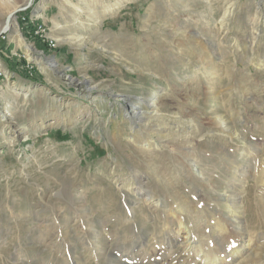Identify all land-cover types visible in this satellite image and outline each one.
Listing matches in <instances>:
<instances>
[{
	"label": "rangeland",
	"instance_id": "1",
	"mask_svg": "<svg viewBox=\"0 0 264 264\" xmlns=\"http://www.w3.org/2000/svg\"><path fill=\"white\" fill-rule=\"evenodd\" d=\"M9 1L0 0V264H202L204 252L219 264H264V0ZM28 18L32 38L22 34ZM155 89L161 146L156 132L133 135L125 114L126 96L130 108ZM215 110L240 140L214 125ZM148 135L145 155L136 144ZM196 159L203 175L189 173ZM136 175L163 213L144 202L127 220ZM225 191L241 215L218 235ZM170 199L205 219V230L187 220L200 225L189 247L158 248L174 223ZM130 239L146 247L128 262Z\"/></svg>",
	"mask_w": 264,
	"mask_h": 264
},
{
	"label": "bare ground",
	"instance_id": "2",
	"mask_svg": "<svg viewBox=\"0 0 264 264\" xmlns=\"http://www.w3.org/2000/svg\"><path fill=\"white\" fill-rule=\"evenodd\" d=\"M8 2H10L9 0H6ZM29 3L32 0H27ZM29 5V4H27ZM27 6L22 7L21 9H25ZM41 12V11H40ZM14 12H12L11 14H9L8 16L12 17L14 14ZM13 18V17H12ZM30 21H34L33 19L29 18ZM29 24V23H28ZM7 29H10L9 27V23L5 24V27H7ZM38 29L40 30V27H38ZM37 29L35 28V34L37 36H39V38L42 40L40 34H37ZM3 31H1L2 33ZM73 38V37H72ZM79 39V38H78ZM68 40H70L68 38ZM56 41V40H55ZM80 41V40H78ZM53 42V41H52ZM197 43V42H196ZM49 45V47H54V43H46V45ZM45 45V44H44ZM52 49V48H51ZM55 66H57V63L54 64ZM67 76V75H66ZM73 79V78H72ZM86 81H88V79H86ZM89 90L91 89V87L88 88ZM161 90L155 89L154 93H149V94H144L142 95V97L138 98L137 103H134L133 106L129 107V103L131 100H129V96L125 97V101H126V106L125 108L127 109L126 111V119H128L129 121V128L132 131V134H140L142 133H152V132H156L157 135V139L156 141H158L155 145L157 146L159 143V145H163L165 142H163V140L165 139V131L167 132V130L164 127L163 123H164V115L161 113L162 109L161 106L159 105V98L158 96L162 94ZM210 93V92H209ZM216 93V92H215ZM214 92H212V95H214L213 97L216 98L217 95ZM208 97V95H207ZM123 100V99H122ZM215 100V99H214ZM132 105V104H131ZM217 108V107H216ZM130 109V110H129ZM8 112H6V115L4 114V118H7L8 116ZM213 117V121L215 122V126L219 128L220 131H222L224 134L227 132L228 136L230 137L231 140H240V134L234 130L233 127L230 126L231 124V120H227V118H225V116H223L221 114V112H218V110H215L214 114H211ZM180 118V117H179ZM138 123V124H137ZM161 128H159V127ZM153 127H155L157 130H153L151 131V129H153ZM148 130V131H147ZM226 131V132H225ZM186 132V131H185ZM139 136V135H138ZM145 136V135H144ZM224 136V135H223ZM133 137L134 142L139 143L140 139L131 136V138ZM149 135L144 139L145 143L144 144H136L137 146H140V149L142 150V152L145 153V155H149V151L152 148V144L154 143L153 140H151L150 138H148ZM194 139V138H193ZM179 140V139H178ZM181 140V139H180ZM182 141V140H181ZM179 141V142H181ZM144 142V141H143ZM183 142V141H182ZM191 141H184L183 143L188 144ZM193 142V141H192ZM134 144V143H133ZM190 145H192V143H190ZM195 146V145H192ZM143 148H145L146 150H143ZM189 148V147H188ZM195 149V147H194ZM193 149V150H194ZM183 150V149H182ZM188 150V149H187ZM259 151V150H257ZM264 151V150H263ZM234 153V152H233ZM259 153V152H258ZM261 153V152H260ZM180 154V153H179ZM240 154L244 155V151ZM189 155V154H188ZM194 155V154H193ZM228 155V154H227ZM151 156V155H150ZM196 156V155H195ZM185 158V157H184ZM251 158V165L254 164V159ZM232 159V158H231ZM190 161V160H188ZM193 162V161H192ZM234 163V165H236V163L234 161H232ZM231 162V164H232ZM234 167V166H233ZM187 168V167H186ZM192 169L189 170L190 172H196L198 173V175H203V172L201 170V168L199 167V161L196 159V161L194 162V164L191 167ZM203 169V168H202ZM251 169L254 171L255 170V166H251ZM181 170V169H180ZM234 172H237V165L234 167ZM182 172V171H181ZM263 172V171H262ZM184 173V172H183ZM182 173V174H183ZM244 173V172H243ZM245 174V173H244ZM250 174V173H249ZM263 174V173H262ZM143 175V174H142ZM142 175H136L134 178V180H136V186L134 187H130L131 191L136 192L135 195H137L138 200L141 204V206H137L136 205L139 202H136L134 204H132V206H130V208L128 207V219L133 218L138 211H142L143 208L145 206L146 203H148L149 205V209L153 212V213H158V212H162L165 211L166 205L164 204V200L152 189L146 188L143 185V176ZM167 175V174H164ZM189 175V174H188ZM186 175V176H188ZM237 175V174H236ZM248 175V174H247ZM232 176V175H231ZM234 176V175H233ZM250 176V175H249ZM203 177V176H202ZM261 176H259L260 181L263 183V185L260 187L262 189V187H264V181H262V179L260 178ZM182 178V177H181ZM243 178V176H242ZM245 178L242 179V181L245 182ZM238 176L233 178V181L230 183V185L235 184V182L238 180ZM171 182V181H170ZM202 182V181H201ZM172 183V182H171ZM170 183V184H171ZM202 184V183H201ZM211 187V185H210ZM232 189V188H231ZM234 189V188H233ZM259 189V188H258ZM264 191V190H263ZM226 192L225 191L223 194L220 195V197L223 199L222 202L225 206V210L227 213V216L225 218H223L222 220H217L215 223L216 229L218 231V235H222V233L226 232L227 229V224L228 223H236L238 224L239 222V217L241 215L240 213V209H241V204L240 202L235 198V193L236 192H228V196L226 197ZM263 193V192H262ZM210 199L212 201H215V198H211ZM220 199V198H219ZM172 201V206L168 208V212L165 215L167 218L169 219H174V223H173V227L172 225L168 224V223H164L162 226V230L160 231L161 234H163L164 236L168 237V240H166V244L163 246L161 245L158 248H168L170 250H172V248L174 246L177 245L176 248H186L187 246H191L194 243V239H192L194 236L192 234V232H195V230L200 226H198V223L195 225L194 223H191L192 225H190L187 220L192 219L195 220V222H199L200 224L202 223L201 228L203 230H205L206 226L205 224L203 225V221L205 220L204 217H202L201 215V210L197 207H194L192 205H188L187 202H177L174 199H170ZM205 200V199H204ZM190 201V200H189ZM206 201V200H205ZM146 202V203H144ZM207 202V201H206ZM213 205V204H212ZM170 206V205H169ZM89 209V208H88ZM206 213V212H205ZM207 214V213H206ZM213 214V213H212ZM209 215V214H208ZM143 216V215H142ZM205 216V215H204ZM211 216V215H210ZM126 217V215H125ZM120 219V218H118ZM216 220V219H215ZM108 221V220H107ZM106 225V224H105ZM234 228V227H233ZM208 229V227H207ZM235 229H237L235 227ZM103 230V229H102ZM209 230V229H208ZM85 231V230H84ZM236 231V230H235ZM234 231V232H235ZM90 232V231H89ZM92 233V232H90ZM181 233H184V235L182 237ZM237 233V232H236ZM86 234V233H85ZM90 235V234H89ZM95 235V234H94ZM100 235V234H99ZM195 235V234H194ZM88 237V236H87ZM97 237V236H95ZM218 237V236H217ZM223 237V236H222ZM102 238V237H101ZM136 241L137 237H133ZM239 238V236H238ZM224 239V238H221ZM237 239V238H236ZM219 240V238H218ZM95 241V240H94ZM135 241H131V239L129 240V242L131 243V245L129 246V248H131L128 252V254H126V257L128 258V262H131L130 260H132V258L134 257V253L137 251V249H140L142 247H146L145 243H140L137 244L135 243ZM89 242V241H88ZM129 242H127L129 244ZM139 242V241H136ZM126 243V242H125ZM92 244V242H91ZM84 245V244H83ZM126 245V244H125ZM142 245V246H141ZM95 249H96V245L94 244ZM100 246V245H99ZM212 246V245H211ZM87 247V246H86ZM92 247V246H91ZM90 247V248H91ZM198 248H202V246H197ZM233 247V246H232ZM238 248H243L241 250L236 251L237 257H241L244 251H247L248 248L252 247L251 244V240L250 238L245 239H241L237 246ZM93 248V247H92ZM98 248V247H97ZM197 248V249H198ZM215 248V247H212ZM144 249V248H143ZM142 249V250H143ZM193 249V248H192ZM230 249V248H229ZM92 250V249H91ZM97 250V249H96ZM101 250V248H100ZM202 250V249H201ZM90 251V250H89ZM166 251V250H165ZM88 252V251H87ZM94 252V251H93ZM96 253V252H95ZM101 253V252H98ZM124 253V252H123ZM127 253V252H126ZM172 253V252H171ZM182 253V252H181ZM197 253V252H195ZM90 254V253H89ZM94 254V253H93ZM98 255V254H97ZM107 255V254H106ZM120 255V254H119ZM173 255V254H172ZM197 255V254H196ZM226 255V254H225ZM100 256V254H99ZM125 256V254H124ZM123 256V257H124ZM217 256V255H216ZM103 256L101 255L100 258H102ZM116 259V258H115ZM234 259V258H233ZM101 260V259H100ZM133 260H137V258L133 259ZM199 261H201L202 264H219L220 262L219 259L217 257L215 258H209V256H207L204 252V254L201 256V259L198 258ZM221 261V260H220ZM223 261V260H222ZM221 261V262H222ZM228 262V261H227ZM232 262V261H231ZM134 263H140V261H135ZM223 263V262H222Z\"/></svg>",
	"mask_w": 264,
	"mask_h": 264
},
{
	"label": "trees",
	"instance_id": "3",
	"mask_svg": "<svg viewBox=\"0 0 264 264\" xmlns=\"http://www.w3.org/2000/svg\"><path fill=\"white\" fill-rule=\"evenodd\" d=\"M25 21L27 22V23H21V29H22V34L25 36V37H27V34H28V36L30 35V37H28V38H32L31 37V35H33L32 33H33V28L35 27V22H33V21H30L29 20V18L28 19H25ZM29 23V24H28ZM23 25H25V31H24V27H23ZM26 32H28L27 34H26ZM34 36V35H33ZM35 37V36H34ZM34 40V39H33ZM36 41L38 40V41H41L42 42V40L37 36L36 37V39H35ZM45 44V43H44ZM43 44V45H44ZM46 45V44H45ZM44 45V46H45ZM25 61V60H24Z\"/></svg>",
	"mask_w": 264,
	"mask_h": 264
},
{
	"label": "crops",
	"instance_id": "4",
	"mask_svg": "<svg viewBox=\"0 0 264 264\" xmlns=\"http://www.w3.org/2000/svg\"><path fill=\"white\" fill-rule=\"evenodd\" d=\"M42 17H39V18H35L36 19V22H38V23H42L43 25H45V23H44V19H43V21H42V19H41ZM47 20V19H46ZM51 22V25H52V20H50ZM56 27V26H55ZM16 73V72H15Z\"/></svg>",
	"mask_w": 264,
	"mask_h": 264
},
{
	"label": "water",
	"instance_id": "5",
	"mask_svg": "<svg viewBox=\"0 0 264 264\" xmlns=\"http://www.w3.org/2000/svg\"><path fill=\"white\" fill-rule=\"evenodd\" d=\"M10 16H11V15H10ZM10 16L7 17V19H6V23L10 20V18H11Z\"/></svg>",
	"mask_w": 264,
	"mask_h": 264
},
{
	"label": "built area",
	"instance_id": "6",
	"mask_svg": "<svg viewBox=\"0 0 264 264\" xmlns=\"http://www.w3.org/2000/svg\"><path fill=\"white\" fill-rule=\"evenodd\" d=\"M0 38H1V34H0ZM1 39H3V38H1Z\"/></svg>",
	"mask_w": 264,
	"mask_h": 264
}]
</instances>
